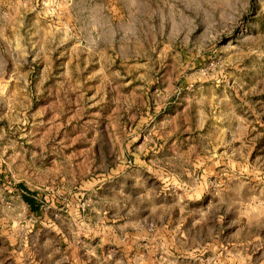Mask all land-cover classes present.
Here are the masks:
<instances>
[{"label": "rangeland", "instance_id": "obj_1", "mask_svg": "<svg viewBox=\"0 0 264 264\" xmlns=\"http://www.w3.org/2000/svg\"><path fill=\"white\" fill-rule=\"evenodd\" d=\"M161 170L156 217L200 237L109 224ZM175 241L174 264H264V0H0V264L162 263Z\"/></svg>", "mask_w": 264, "mask_h": 264}, {"label": "crops", "instance_id": "obj_2", "mask_svg": "<svg viewBox=\"0 0 264 264\" xmlns=\"http://www.w3.org/2000/svg\"><path fill=\"white\" fill-rule=\"evenodd\" d=\"M151 168H149L150 170ZM110 173H108V176L112 178V180H115V181H118V180H121L127 184H131V181L130 180H127L128 179V175H129V172H127V170L125 169V167H122V165L120 164V162H115L113 163L110 168L108 169ZM147 170V171H149ZM156 172H158L157 170H154ZM162 170L160 171V174L157 173V174H154L155 178H152V180L150 181L152 184H154L153 186V190H152V195H150L149 193H145V194H139L137 192H134L133 194L130 193L129 190H126V189H122V190H119L118 191V195H119V199L122 201V205H124V208H123V211L118 210L119 212V216L117 215H112L113 218L109 217V221L111 223L109 224H112L113 222H116L118 220V218L120 217V215L122 214L124 217L127 216V220H135V214L138 213V212H141L142 216L145 217L144 218V222L145 220H149V221H153L156 223V231L158 233V231L160 233H166V234H171L170 232V226L171 224L175 221V222H179L180 224V227L182 224H185V222L187 221H190V222H193L191 224H187V226L190 227V225H192L194 227V230H197L198 231V235L200 237V233H201V228L204 226V225H207V222L205 220V218L201 217L200 220L202 219V222H198V221H194L193 217L192 218H189L188 215L185 216L183 215V212H179L177 214H174L171 215V214H166L164 215V217H161L160 219H158L156 217V212L158 211V209H160L161 211L164 212V209H165V204H164V199H165V196H164V193L162 192L163 188L165 186H163V181H161L160 179L162 178ZM16 182H19V181H16ZM25 185V184H24ZM15 187H16V190H18L19 192L23 191V190H26L27 192H30V193H35L34 189H39L38 186L36 185H33L31 187H25L23 186V184L19 183V184H15ZM160 187V190L157 189ZM124 188V187H122ZM160 193V198L159 200H162L160 201L159 205H151V201H153L155 199V196L156 194ZM37 195V194H36ZM73 197V196H72ZM21 199H22V195H21ZM70 200L72 201H78L79 199L77 198H69ZM133 199H137L138 202H137V206L135 208H133L130 203ZM149 202L150 205L152 206H149L148 204H145ZM125 203L128 204V206L126 207L125 206ZM41 210V209H40ZM33 212V211H32ZM40 212V211H38ZM38 212H33V213H38ZM134 213V215H133ZM131 215H133L132 217H130ZM211 219V218H210ZM196 222L198 224H196ZM110 227L108 228H104L102 227V229H99V231L97 232V234L105 237L106 239H109V237H111L112 235H114V231L116 232L118 228H115L113 225H109ZM183 228L185 229V225H183ZM140 232H138L139 235H141L143 233V231L147 232L148 229L146 228H140L139 230ZM187 233H189V231H187ZM129 235H131L132 233H128ZM117 236V235H116ZM156 239H158L156 241ZM154 240L155 244L153 245L154 246V250L157 252V253H164V242L163 243H160V239L161 238H156ZM178 240V237L176 234H171V240ZM163 240V238H162ZM232 241V239H230ZM236 242V240H235ZM166 249L168 250L169 254L170 255H166L167 256V261L165 262H158V261H153L151 262V264H174L173 260L175 258V256L173 255L174 253H178V251H180V247H179V244L175 241V244L172 243V245L170 244H166ZM147 247V246H146ZM207 248V247H205ZM205 248L203 249H199V248H189V254L193 255L194 257H198L199 254H196L197 251H203ZM207 250H209L207 248ZM205 251V250H204Z\"/></svg>", "mask_w": 264, "mask_h": 264}, {"label": "trees", "instance_id": "obj_3", "mask_svg": "<svg viewBox=\"0 0 264 264\" xmlns=\"http://www.w3.org/2000/svg\"><path fill=\"white\" fill-rule=\"evenodd\" d=\"M25 194H22V201L27 205L30 211L38 212L40 211V204L36 198L35 193L27 192L23 190Z\"/></svg>", "mask_w": 264, "mask_h": 264}]
</instances>
